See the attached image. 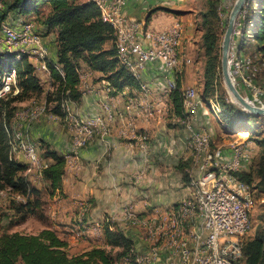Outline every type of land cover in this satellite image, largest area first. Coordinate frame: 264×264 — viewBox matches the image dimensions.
<instances>
[{"label":"built area","instance_id":"obj_1","mask_svg":"<svg viewBox=\"0 0 264 264\" xmlns=\"http://www.w3.org/2000/svg\"><path fill=\"white\" fill-rule=\"evenodd\" d=\"M90 1L99 8L101 19L113 28V45L120 65L140 80L148 63H154L161 70L164 81L157 83L158 97L166 110L169 106V93L175 88L176 79L180 76V67L183 62H190L180 56L178 51L182 37L180 22L175 20L168 28L155 30L149 28L144 21L124 14V0ZM0 44L12 49L17 58L21 54H27L28 58L38 62L39 69L48 71V49L43 36L32 22L24 21L16 26L5 21L0 22ZM52 63L61 72L59 65ZM228 64L235 85L247 92L245 97L255 105L264 107V85L255 79L259 70L251 57L246 56L240 60L232 46ZM4 74L6 79L2 82L0 97L6 92L14 97L12 95L18 93V89L14 88V72ZM85 78V74L79 75L84 92H93L94 87L87 86ZM100 82L103 95L99 96L103 97L96 111L77 116L70 109L73 100L69 97L63 100L62 108L72 131L71 152L76 155L96 135L104 144H108V136L113 127L117 126L118 137L135 140L137 147L145 154L148 137L139 133L136 120L149 122L152 118V106L143 99L150 95V86L141 80L133 94L127 96L123 107L116 109L112 104L116 96L113 94V87L107 80L102 79ZM68 93L66 90V95ZM202 101L194 87L184 89V117H178L186 131V147L190 152L192 169L196 166L197 177L201 176L189 181L195 189L188 198L165 212L162 217H140L131 209L126 210L125 221L141 227L145 237L113 264H235L242 256L255 201L249 184L234 173L244 170L251 162L252 151L247 144L249 139L247 136H237L230 141L228 153L221 148L212 149L208 130L195 125ZM207 106L213 114H220L216 98L209 99ZM44 110L45 106L42 105L30 111L21 110L22 119L35 120ZM8 136L9 158L27 165L24 171L26 176L30 174L37 178L42 177L51 161L42 157L29 133L13 128L8 131ZM64 156L65 164L74 166L72 159L67 154ZM8 191L16 199L25 202V196L9 187L0 188V195ZM87 229L85 226L83 229L68 231L82 235L88 232ZM92 231L95 235L102 233L99 224L94 225ZM108 247L106 245L105 248Z\"/></svg>","mask_w":264,"mask_h":264},{"label":"trees","instance_id":"obj_2","mask_svg":"<svg viewBox=\"0 0 264 264\" xmlns=\"http://www.w3.org/2000/svg\"><path fill=\"white\" fill-rule=\"evenodd\" d=\"M227 4L230 10L233 2L208 0V9L202 15L201 45L205 54L202 78L203 92L207 99L202 94L200 97L208 104L210 96L218 95L216 99L218 98L217 102L220 107L219 115L228 127L227 129L234 132L248 131V139H253L259 147L255 172L259 177L257 185L264 189V136L253 138L251 130L245 126L250 120H264V116L249 114L232 101H228L227 93L221 84L223 80L220 64L221 42L217 23L220 20L219 10ZM7 7L9 11L42 20L48 30L56 32L57 63L61 72L51 61H48L47 65L51 77L61 85L62 94L56 105L50 109L48 106L50 98L48 92L45 93L44 102L49 112L64 117L65 111L62 103L65 97L71 100L80 98L81 93L77 89L78 60H83L92 70L103 73L114 89L113 94L122 93L124 90L131 92L139 87L141 80L119 64L114 45L109 49L104 48L107 42L111 40L113 42V28L101 19L100 10L94 2L90 0L83 2H77V0H11ZM43 7L49 12L41 17ZM159 9L163 8L157 6L150 9L146 19H149L150 15ZM236 32L233 37V47L240 60L256 54L264 58V0L245 1L237 20ZM10 72H14V88H17L20 94L16 97L0 98V188L9 187L26 197L25 202L19 203L16 207V212L22 211L16 222H23L27 217L35 214L32 207L39 205L40 190L31 186L28 178L23 174L27 165L24 162L10 159L8 156V131H10L8 127L14 109V107H9L11 102L19 100L25 92H32L35 95L42 94L43 87L34 66L28 61L27 54H21L20 58H17L13 52H0V76ZM66 90L69 91L67 95ZM183 91L178 77L175 88L169 93V107L174 116L181 118L184 117ZM218 91L220 94H217ZM239 92L243 95L241 91ZM29 106H22V108ZM46 155L51 162L43 171L42 177L52 192L61 188L65 156L58 154L55 150H50ZM181 174L184 181H188L189 174L184 167L181 168ZM234 174L248 184L253 182L252 170L237 171ZM34 194L36 197L33 200L36 204L32 202ZM39 217L43 219V213ZM103 233L109 249L93 246L78 253H70L68 242L49 228H44L36 234L5 232L0 235V264H113L119 256L126 254L134 246L132 239L118 227L109 229L105 225ZM112 237H118V239L111 242ZM120 244L125 246V249L123 248L124 250L117 257H113L112 248ZM242 262L244 264H264V229L257 231L251 240L244 243L242 256L235 264Z\"/></svg>","mask_w":264,"mask_h":264},{"label":"crops","instance_id":"obj_3","mask_svg":"<svg viewBox=\"0 0 264 264\" xmlns=\"http://www.w3.org/2000/svg\"><path fill=\"white\" fill-rule=\"evenodd\" d=\"M157 6L163 9L153 12L149 19H146L149 10ZM190 7L187 0H124L122 6L124 14L144 21L149 28L155 30L166 29L175 20L180 22L182 37L179 54L190 61L189 63L183 62L180 67L179 78L183 89L193 87L196 83L193 76V64L195 48L201 36L196 30L197 12ZM28 18V16L22 15L21 19L16 12H8L6 21L14 25ZM36 26L43 33V37L56 42L54 30H48L44 23H39ZM56 48L53 49L52 46L50 47L51 54L48 52L50 54L48 57L52 62L57 60ZM54 55L56 60H51V56ZM28 61L34 66L36 72L39 67L38 62L33 58H28ZM83 71L86 75L85 84L93 86L94 91L85 93L84 85L79 82L78 90L81 93V102L77 105L76 101H72L70 104L71 111L79 116L98 109L99 101L103 97L99 96L103 95L100 81L106 80L103 73L91 70L89 67L88 70ZM37 76L39 77L38 74ZM140 78L151 88L150 95L143 99L153 109L149 122L141 119L136 120V128L139 133H144L148 137L145 154L137 147L135 140L119 138L117 126H114L108 136V144H104L96 135L90 144L78 150L74 155L71 152V142H69L72 131H69L71 136L67 140L66 134L46 118L47 114L54 120L59 119V116L48 112L49 110L45 107L44 112L37 119L31 121L22 119V130L27 131L33 141L47 142L45 145H48L50 149L61 152L63 155L67 154L74 165L65 164L60 189L51 192L48 183L43 181L45 196H41L42 188L36 185L38 181L32 179L35 177L27 175L29 180L34 181H32L34 186L40 190V206L43 205L44 200L47 201L48 207L46 210H42V223L34 218L35 215L27 217L22 222V233L36 234L44 228H49L64 239L61 229L73 230L76 228L77 222H80L82 226L87 225L88 232L83 234L86 239L81 238L80 241L73 239L71 243L66 240L69 251L79 249L83 251L93 246L106 247L103 226L107 225L109 229L128 228L129 223L125 221L126 210L131 209L140 217H162L165 212L192 194V188L186 184L181 174L182 167L187 171L191 165L190 152L186 147L185 128L178 121V117L170 111L169 106L166 110L163 108L162 101L158 97L159 85L157 83H163V73L154 63H148ZM133 90L131 92L124 90L122 93L115 94L112 104L116 109L123 107L127 96L132 95ZM24 103L22 106L30 105L29 102ZM33 107L34 104H31L22 110L30 111ZM65 118L66 116H64ZM201 119L198 112L196 124L200 125ZM47 135L53 136V138L48 140ZM251 143V140H247L252 151V159L244 169L245 171L255 168L259 158V147L255 143ZM228 148L224 150L226 153L229 152ZM176 155L179 156L176 157ZM47 159L51 161L50 158ZM171 181L178 188L176 192H172L171 186L170 190L168 189V184L170 185ZM60 222L63 224L71 222V227L61 228ZM96 224L101 227L100 236L95 235L92 231V227ZM32 225L34 229L31 228ZM94 236L98 237V240H94Z\"/></svg>","mask_w":264,"mask_h":264},{"label":"rangeland","instance_id":"obj_4","mask_svg":"<svg viewBox=\"0 0 264 264\" xmlns=\"http://www.w3.org/2000/svg\"><path fill=\"white\" fill-rule=\"evenodd\" d=\"M11 2V0H4L3 1V7L0 8V22L6 21V18L8 16V12H13V11H9L7 10V6L8 4ZM77 2H83L82 0H77ZM188 4L191 6L190 8H193V10H195L196 13V17L198 18L196 21V30L199 32V34H202L203 32V27L201 25V19H202V15L207 11L208 9V0H187ZM228 2H234V0H228ZM231 9V8H230ZM227 10H229V4L225 5L222 7V9L219 10L218 15L220 20L217 23V29H218V35L220 38V42L222 40L223 37V33L226 27V23H227V18H228V14ZM230 11V10H229ZM48 9L47 8H42V14L41 17L46 16L48 14ZM20 16V18L22 19V14L16 13ZM24 21H30L34 24L36 30H38V32L43 35V33H41L39 31V29L37 28V24L39 23H43L42 20H38L37 18H34L32 16H29L28 19L24 20ZM24 21H19L18 23H22ZM9 23V22H8ZM18 23L16 24H12L13 26H16ZM237 26V24H236ZM151 27V26H150ZM52 31V30H51ZM43 41L48 49V52L51 54L50 51V47L53 46L57 47V44L55 42V40H48L47 37H43ZM55 44V45H54ZM234 42L232 41V46H233ZM113 47V42L112 40L107 42L104 45L105 49H109ZM57 49V48H56ZM12 49H8L6 48L4 45L0 44V52H12ZM179 51V48H178ZM195 59H194V64H193V76L195 78L196 83L193 85V87L195 88L196 92H198L199 94H202L204 96V86H203V78H202V72H203V66H204V62H205V54L203 51V47L201 45V36L198 42L197 47L195 48ZM49 54V55H50ZM252 61L254 62V64H256V66L258 67V73L255 76V79L257 82L261 83L262 85H264V58L262 56H260L259 54L254 55L253 57H251ZM51 60H56V56H51ZM57 60H58V56H57ZM57 60L55 61V63H57ZM58 64V63H57ZM87 65L84 63L83 60H78L77 62V70L79 75L80 74H84L85 71L83 70H88V67H86ZM92 70V69H91ZM36 73L39 75L40 81L42 83V87H43V93L39 94V95H35L32 92H25L23 93L22 97L19 100H15L13 102L10 103V107H14L13 109V113L12 116L10 118V122H9V127L8 129H22V115H21V110H22V104H24V102H29L30 106L31 104H34L35 108L36 106H45L46 107V103L44 102V97H45V93L48 92L49 98H50V103H49V108H53L56 105V102L59 100V98L61 97L62 94V87L59 84V82L55 79H53L51 77V73L48 69V71H42L39 68L37 69ZM5 74H2L0 76V88L2 86V82L6 79L4 78ZM222 86L225 89L223 80L221 81ZM79 85V83H78ZM78 85H77V89H78ZM240 87V86H239ZM239 91H241L243 93V95H247V92L240 87ZM219 92V91H218ZM217 94H220V92ZM227 93V99L228 101H233L231 96L229 95V93L226 91ZM20 94V93H17ZM208 95L210 96V92L208 93ZM14 97H16L17 95H12ZM218 95H214V97L210 96L209 99H213L216 98ZM10 97V93L6 92L4 93L0 98H8ZM205 99H207L206 96H204ZM218 99V98H217ZM73 101L77 102V105L80 104L81 100L80 98L78 100L74 99ZM24 106V105H23ZM32 108V109H33ZM47 108V107H46ZM49 112V111H48ZM204 112V114H203ZM199 114L202 117V119L200 120V125L195 124L196 126L198 125V127H204L206 130H208L209 134H210V145L212 149H216V148H221L223 150H227V147L230 145V140L237 138V136H240L241 138H244L248 135L245 130H239L237 131L240 134H237V132L234 131H229L227 128V126H225V122L221 119L220 115H215L211 112V110L209 109V107L207 106V103L202 101V105L199 109ZM48 116H46V118H48V121H51V123H53L59 130H62V132H64V134H66V139L69 140L68 138H70L71 134L69 131H71L68 121L66 120V118L64 119L63 115L60 116L59 119H51L49 114H47ZM79 116V115H77ZM80 116H82L80 114ZM245 126L251 130L252 132V136L253 138H262L264 136V120L259 119V120H250V122L246 123ZM231 128V126H230ZM234 130V129H231ZM51 138H53V136L47 135V139L50 140ZM43 141V139H42ZM252 143H255L253 139H251ZM37 145L38 151L40 152V154L42 155V157L44 158H48L47 157V152H50V149L48 145H45V143H38V141H34ZM71 142V139L70 141ZM251 143V144H252ZM68 146V145H67ZM57 152V151H56ZM58 154L62 155L61 152H57ZM179 155H176V157H178ZM192 160H191V165L189 166L187 172L189 174L188 176V181L185 180L186 184L192 188V191L195 189L194 185H191L189 182V177L190 179H198L200 177H197V168L196 166L194 167V169H192ZM256 167V165H255ZM192 170V171H191ZM256 169L253 168L252 172H253V182L252 184H249L250 187V191L252 194V197L255 201L254 204V208L251 212V217H250V228L245 236V242L251 240L254 236L255 233L257 231L263 230L264 229V189L259 187L257 185V182L259 180L258 175L256 174ZM24 174V173H23ZM27 177V176H26ZM28 178V177H27ZM36 181H38L36 183V185H39L41 189V196H45V191H44V184H43V177H35L32 178ZM29 180V179H28ZM33 181V180H32ZM31 180H29L30 185L34 186V181L32 182ZM170 186H171V190L172 192H176L177 191V187L176 184L171 181L170 185L168 184V189L170 190ZM35 187V186H34ZM36 197V195L34 194L32 200ZM39 197V196H38ZM33 203H35V200L32 201ZM182 202V201H180ZM19 203H22L21 200L16 199L15 197H13L9 191L8 193L4 194V195H0V235L2 233L5 232H22V221L21 222H16L19 217L22 214V211L20 213L16 212V207L18 206ZM36 204V203H35ZM48 207L47 201L43 200V205L40 206V201H39V205H33L32 210L35 214V217L37 220L41 221V223L43 222L42 218L39 217V215H42V210H46V208ZM59 221V219H58ZM78 224V225H77ZM76 224V228L75 229H83L85 226H82L80 222H77ZM71 222L70 223H61L60 222V226L61 228L68 226L71 227ZM79 226V227H78ZM31 228H33V225L31 226ZM34 229V228H33ZM62 231V237L69 241V243L72 242V240H77L80 241L81 238L86 239L83 234L82 235H78V234H72L71 232L66 231L64 228L61 229ZM122 232L124 234H126L129 238L132 239L134 245L142 242V239L145 237L144 234V230L141 227H138L136 225H132L129 224L128 228H123L121 229ZM115 233H119V232H115ZM94 240H98V237L94 236L93 237ZM118 239V237H116ZM116 238L112 237L110 238L111 242H114L115 240H117ZM89 239V238H87ZM73 247V246H72ZM77 247V246H74ZM110 247H108L107 249H109ZM125 246L123 245H119V246H115L112 248V256L113 257H117L118 254H120L124 249ZM82 249H79L77 251H72L70 250V253H77L80 252ZM122 256V255H121ZM119 256V258L121 257ZM241 264H244V262H242Z\"/></svg>","mask_w":264,"mask_h":264},{"label":"water","instance_id":"obj_5","mask_svg":"<svg viewBox=\"0 0 264 264\" xmlns=\"http://www.w3.org/2000/svg\"><path fill=\"white\" fill-rule=\"evenodd\" d=\"M245 1L246 0H234L228 14L226 27L220 44L221 74L225 89L231 96L233 103H235L241 110L246 111L249 114L264 116L263 106L255 105L252 101L247 99L239 92L231 76L228 64V55L232 47L233 37L236 32L237 20Z\"/></svg>","mask_w":264,"mask_h":264},{"label":"bare ground","instance_id":"obj_6","mask_svg":"<svg viewBox=\"0 0 264 264\" xmlns=\"http://www.w3.org/2000/svg\"><path fill=\"white\" fill-rule=\"evenodd\" d=\"M25 104V103H24ZM100 236V235H99ZM236 263V262H235Z\"/></svg>","mask_w":264,"mask_h":264}]
</instances>
